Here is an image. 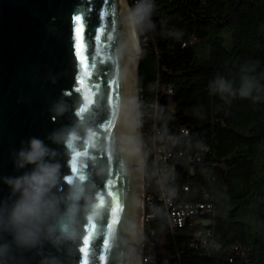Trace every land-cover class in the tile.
Listing matches in <instances>:
<instances>
[{
	"label": "trees",
	"instance_id": "1",
	"mask_svg": "<svg viewBox=\"0 0 264 264\" xmlns=\"http://www.w3.org/2000/svg\"><path fill=\"white\" fill-rule=\"evenodd\" d=\"M127 1L145 117L143 254L264 264V0ZM186 205L205 209L178 226Z\"/></svg>",
	"mask_w": 264,
	"mask_h": 264
},
{
	"label": "water",
	"instance_id": "2",
	"mask_svg": "<svg viewBox=\"0 0 264 264\" xmlns=\"http://www.w3.org/2000/svg\"><path fill=\"white\" fill-rule=\"evenodd\" d=\"M118 9L119 0H0V196L4 178L27 170L16 164L32 138L57 149L61 190L74 181L85 191L71 239L13 245L3 264H128L136 209Z\"/></svg>",
	"mask_w": 264,
	"mask_h": 264
},
{
	"label": "clouds",
	"instance_id": "3",
	"mask_svg": "<svg viewBox=\"0 0 264 264\" xmlns=\"http://www.w3.org/2000/svg\"><path fill=\"white\" fill-rule=\"evenodd\" d=\"M48 139L60 143L59 134ZM56 154V148L32 138L30 147L19 151L16 164L18 170H27L4 178L9 195L0 196V264L13 245L32 249L43 240L57 245L61 238L71 239L85 191L74 181L61 190Z\"/></svg>",
	"mask_w": 264,
	"mask_h": 264
},
{
	"label": "bare ground",
	"instance_id": "4",
	"mask_svg": "<svg viewBox=\"0 0 264 264\" xmlns=\"http://www.w3.org/2000/svg\"><path fill=\"white\" fill-rule=\"evenodd\" d=\"M118 15L122 23L126 45V59L124 61V115L128 138V178L131 183L136 214L131 231V244L128 264H139V251L142 240V166L141 148L139 140V121L136 115L137 105V63L140 54V42L132 20L127 10L125 0H119Z\"/></svg>",
	"mask_w": 264,
	"mask_h": 264
},
{
	"label": "built area",
	"instance_id": "5",
	"mask_svg": "<svg viewBox=\"0 0 264 264\" xmlns=\"http://www.w3.org/2000/svg\"><path fill=\"white\" fill-rule=\"evenodd\" d=\"M196 208L200 209V210H204L205 206L204 205H198L197 207L193 208V207H189L186 205L183 212H181V213L180 212H173L172 216L175 217V220H174L175 223L178 226H180L183 216L193 214L194 211L197 210ZM206 208L208 209L209 205H207ZM150 262H151V258L148 255H144V257L142 258L141 264H143V263L149 264Z\"/></svg>",
	"mask_w": 264,
	"mask_h": 264
},
{
	"label": "rangeland",
	"instance_id": "6",
	"mask_svg": "<svg viewBox=\"0 0 264 264\" xmlns=\"http://www.w3.org/2000/svg\"><path fill=\"white\" fill-rule=\"evenodd\" d=\"M138 89H137V99H138ZM137 105H136V115H137V119L139 121V140H140V148H141V139H140V129H141V123H142V119L145 118H141V115H140V112L138 110V106H139V99L137 101ZM141 155H142V158H143V154H142V148H141ZM143 166V165H142ZM142 171H143V167H142ZM141 194L143 195V174H142V188H141ZM143 196H141V207H142V210L144 209L143 208ZM144 211V210H143ZM143 221H144V212H142V234H143V242H142V245L140 244V254H139V257H138V260H139V264H141V261H142V258L144 257V254H143V244H144V233H143Z\"/></svg>",
	"mask_w": 264,
	"mask_h": 264
},
{
	"label": "snow or ice",
	"instance_id": "7",
	"mask_svg": "<svg viewBox=\"0 0 264 264\" xmlns=\"http://www.w3.org/2000/svg\"><path fill=\"white\" fill-rule=\"evenodd\" d=\"M76 20L79 21V20H80V16H77V17H76Z\"/></svg>",
	"mask_w": 264,
	"mask_h": 264
}]
</instances>
